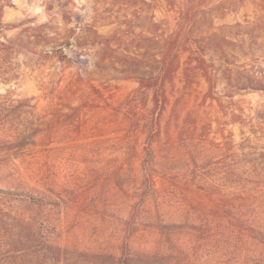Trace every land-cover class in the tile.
<instances>
[{
	"label": "rangeland",
	"instance_id": "rangeland-1",
	"mask_svg": "<svg viewBox=\"0 0 264 264\" xmlns=\"http://www.w3.org/2000/svg\"><path fill=\"white\" fill-rule=\"evenodd\" d=\"M189 122L215 145L232 140L241 201L263 218L264 0H0V189L45 172L71 204L59 212L62 246L111 242L113 193L139 187L145 149L176 143ZM126 157L131 172L116 171Z\"/></svg>",
	"mask_w": 264,
	"mask_h": 264
},
{
	"label": "trees",
	"instance_id": "trees-1",
	"mask_svg": "<svg viewBox=\"0 0 264 264\" xmlns=\"http://www.w3.org/2000/svg\"><path fill=\"white\" fill-rule=\"evenodd\" d=\"M196 61L199 77L210 84L204 60ZM207 98L222 105L210 90ZM152 100V111L160 112L166 97ZM227 114L242 132L241 115L233 109ZM157 121H149L151 138L159 132ZM184 129L176 143L145 149L139 187L132 183L129 191L112 195L113 240L95 242L92 250L77 252L59 243V212L71 204L50 191L45 172L16 175L12 189H0V264H264V217L241 201L232 140L209 142L206 124L189 122ZM212 151L220 153L216 162L208 155ZM128 160L116 163V171L127 166L131 172ZM72 255L84 263L72 262Z\"/></svg>",
	"mask_w": 264,
	"mask_h": 264
}]
</instances>
